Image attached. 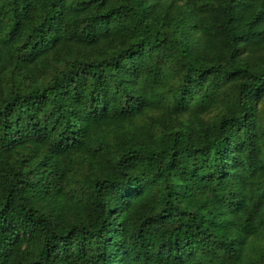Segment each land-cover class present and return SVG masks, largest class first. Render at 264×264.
<instances>
[{
    "label": "trees",
    "instance_id": "trees-1",
    "mask_svg": "<svg viewBox=\"0 0 264 264\" xmlns=\"http://www.w3.org/2000/svg\"><path fill=\"white\" fill-rule=\"evenodd\" d=\"M0 264H264V0H0Z\"/></svg>",
    "mask_w": 264,
    "mask_h": 264
}]
</instances>
